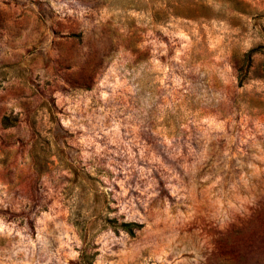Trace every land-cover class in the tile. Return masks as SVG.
<instances>
[{
    "label": "rangeland",
    "instance_id": "374dc122",
    "mask_svg": "<svg viewBox=\"0 0 264 264\" xmlns=\"http://www.w3.org/2000/svg\"><path fill=\"white\" fill-rule=\"evenodd\" d=\"M83 254L264 264V0H0V264Z\"/></svg>",
    "mask_w": 264,
    "mask_h": 264
},
{
    "label": "trees",
    "instance_id": "16d2710c",
    "mask_svg": "<svg viewBox=\"0 0 264 264\" xmlns=\"http://www.w3.org/2000/svg\"><path fill=\"white\" fill-rule=\"evenodd\" d=\"M252 49L248 52H246L244 55H243V58L241 59V63H239V66L236 67V70L238 71V74H237V81L238 83H242L243 82V78H244V75H245V67H244V62H246L247 60L250 59V56H251V53H252ZM246 65V64H245ZM6 122H4V119H3V125L6 126ZM132 226H135V223L133 222H128V223H122L121 224V227L125 230V231H128L130 232L131 231V228ZM83 257V261L86 263V264H90L89 261H87V259L85 258L84 254L81 256V258Z\"/></svg>",
    "mask_w": 264,
    "mask_h": 264
}]
</instances>
